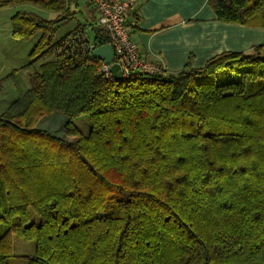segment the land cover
<instances>
[{"label":"trees","instance_id":"trees-1","mask_svg":"<svg viewBox=\"0 0 264 264\" xmlns=\"http://www.w3.org/2000/svg\"><path fill=\"white\" fill-rule=\"evenodd\" d=\"M25 3L57 16L11 18L13 38L39 35L23 68L42 63L0 115V264L14 263V237L35 244L26 264H264V43L116 80L99 59L57 51L86 30L56 39L76 18L69 0L0 8ZM209 4L219 21L264 29V0ZM55 111L63 137L38 126Z\"/></svg>","mask_w":264,"mask_h":264},{"label":"crops","instance_id":"crops-1","mask_svg":"<svg viewBox=\"0 0 264 264\" xmlns=\"http://www.w3.org/2000/svg\"><path fill=\"white\" fill-rule=\"evenodd\" d=\"M209 3L210 0H140L127 19L140 55L145 60L161 62L166 72L176 73L190 61L193 68L200 69L215 55L225 51L247 53L264 43V29L219 21ZM69 7L77 13L74 20L83 19L76 21L69 33L78 26L92 29L97 11L88 0H69ZM5 76L0 69V78Z\"/></svg>","mask_w":264,"mask_h":264},{"label":"rangeland","instance_id":"rangeland-1","mask_svg":"<svg viewBox=\"0 0 264 264\" xmlns=\"http://www.w3.org/2000/svg\"><path fill=\"white\" fill-rule=\"evenodd\" d=\"M5 0H0V3ZM29 11L40 15L45 19H52L55 17L53 12L43 10L42 8L30 3L17 4L9 7L0 8V69L5 71V75L11 74L14 69L16 71V77H11L8 80L2 82L3 88L0 91V115L4 112L5 108L9 106L11 102L18 98L19 92L17 87L19 86L22 91L29 90L34 85L35 74L40 71V63H36L27 68H23L27 63L31 61V50L39 39V35L31 37V39H15L12 38V23L11 18L17 11ZM76 21H83L81 17L71 21L65 25H62L57 30L55 35L56 39L66 34L76 26ZM88 35L91 38L94 37L92 29L88 30ZM54 59V56L46 58L45 61ZM5 76V77H6ZM2 78H0L1 82ZM62 112L55 111L53 114L43 118L38 126L43 130H48L52 134L63 137L64 136V124L67 121L66 116ZM77 128L83 135H88L90 132L91 122L88 116L81 117L75 121ZM14 254L16 256L13 264H26L24 257H30L35 255V244L28 242L18 237H14Z\"/></svg>","mask_w":264,"mask_h":264},{"label":"built area","instance_id":"built-area-1","mask_svg":"<svg viewBox=\"0 0 264 264\" xmlns=\"http://www.w3.org/2000/svg\"><path fill=\"white\" fill-rule=\"evenodd\" d=\"M97 11V20L94 26L106 32L109 36L112 48L115 51V63L121 67V78H127L136 72L163 74L166 72L162 63H154L145 60L139 52L129 23L127 21L129 12L134 10L140 0H88ZM88 30L79 29L67 36L61 47L57 48L59 53L67 51L77 57H94L97 45L94 38L88 35ZM97 59V58H96ZM111 65L102 61L99 72L106 77H114L110 71Z\"/></svg>","mask_w":264,"mask_h":264},{"label":"water","instance_id":"water-1","mask_svg":"<svg viewBox=\"0 0 264 264\" xmlns=\"http://www.w3.org/2000/svg\"><path fill=\"white\" fill-rule=\"evenodd\" d=\"M111 44H107L101 47H97L94 51V57L103 61L106 65H111L110 71L116 80L120 79L122 76L121 67L118 63H115V51L111 47Z\"/></svg>","mask_w":264,"mask_h":264}]
</instances>
